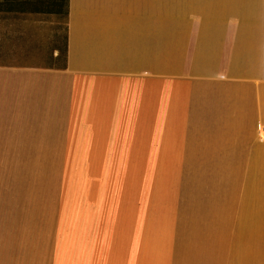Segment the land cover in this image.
<instances>
[{
	"label": "crops",
	"instance_id": "obj_1",
	"mask_svg": "<svg viewBox=\"0 0 264 264\" xmlns=\"http://www.w3.org/2000/svg\"><path fill=\"white\" fill-rule=\"evenodd\" d=\"M38 6L64 17L51 66L9 64L0 43V264H264V0L0 13ZM127 127L147 144L136 158L198 182H49L68 144Z\"/></svg>",
	"mask_w": 264,
	"mask_h": 264
},
{
	"label": "rangeland",
	"instance_id": "obj_2",
	"mask_svg": "<svg viewBox=\"0 0 264 264\" xmlns=\"http://www.w3.org/2000/svg\"><path fill=\"white\" fill-rule=\"evenodd\" d=\"M25 9H14V14L0 13V43L6 45L9 41L15 47L13 59H10L9 64L51 66L54 63L51 59L52 49L55 46L61 48L63 44V13L59 16L48 14V8L39 6L33 8L35 14L21 13ZM6 17L10 21L6 20ZM3 49L2 46L1 51ZM103 139L105 136L100 135L97 140L102 141L95 143L68 144L65 154L77 157L49 159V170L54 172V175L48 176L49 182L79 186H88L89 183L198 182V176L163 174L155 167L154 160L136 158L139 150L142 151L143 146L147 144L138 141L141 137L137 136L135 127L115 129L111 142H105Z\"/></svg>",
	"mask_w": 264,
	"mask_h": 264
},
{
	"label": "built area",
	"instance_id": "obj_3",
	"mask_svg": "<svg viewBox=\"0 0 264 264\" xmlns=\"http://www.w3.org/2000/svg\"><path fill=\"white\" fill-rule=\"evenodd\" d=\"M257 138L261 143L264 144V123L259 124L257 127Z\"/></svg>",
	"mask_w": 264,
	"mask_h": 264
},
{
	"label": "trees",
	"instance_id": "obj_4",
	"mask_svg": "<svg viewBox=\"0 0 264 264\" xmlns=\"http://www.w3.org/2000/svg\"><path fill=\"white\" fill-rule=\"evenodd\" d=\"M66 45H65V43H64V49H63V52H62V57H63V60H65V55H66V47H65ZM61 56V55H60ZM60 56H59V58H60Z\"/></svg>",
	"mask_w": 264,
	"mask_h": 264
}]
</instances>
